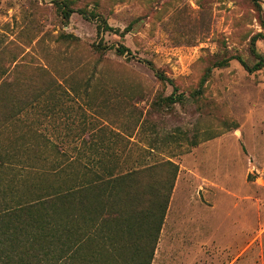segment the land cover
Wrapping results in <instances>:
<instances>
[{"label": "rangeland", "instance_id": "obj_1", "mask_svg": "<svg viewBox=\"0 0 264 264\" xmlns=\"http://www.w3.org/2000/svg\"><path fill=\"white\" fill-rule=\"evenodd\" d=\"M261 59L264 0H0L7 139L136 164L147 197L175 177L152 264H264ZM142 213L87 264H146Z\"/></svg>", "mask_w": 264, "mask_h": 264}, {"label": "trees", "instance_id": "obj_2", "mask_svg": "<svg viewBox=\"0 0 264 264\" xmlns=\"http://www.w3.org/2000/svg\"><path fill=\"white\" fill-rule=\"evenodd\" d=\"M60 7L65 19L77 11L66 1ZM103 26L112 29L102 21L99 34ZM117 51L133 56L125 44ZM263 66L261 59L251 69ZM175 99L174 94L165 98L168 102ZM3 102L0 100V264H87L102 250L111 253L112 248L117 249L114 242H108L115 239L116 225L127 236L129 219L141 217L142 212L149 221L141 219L139 234L150 242L148 256L142 261L152 264L175 177L165 192L158 184L154 186L156 195L147 197L146 187L135 180L142 171L136 164H110L96 150L70 155L64 148H56L57 161L49 162L53 156L50 148L44 157L46 150L40 152L33 140L7 139L19 118ZM141 205L147 208L139 209Z\"/></svg>", "mask_w": 264, "mask_h": 264}]
</instances>
